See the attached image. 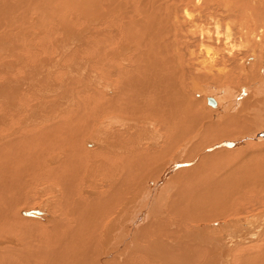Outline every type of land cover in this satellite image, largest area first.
<instances>
[{
  "label": "rangeland",
  "instance_id": "rangeland-1",
  "mask_svg": "<svg viewBox=\"0 0 264 264\" xmlns=\"http://www.w3.org/2000/svg\"><path fill=\"white\" fill-rule=\"evenodd\" d=\"M0 1H1L0 17H2L0 18V158L2 159L1 162L3 163L4 161H7V164H10V168H11L8 171H4L3 176L0 177V192H2L0 193V197L4 196L2 198L3 199L6 198L5 200H7L6 202L8 203V204H4V202H0V206H1L0 209L1 208L4 209V205L6 206L11 205L10 207H14L13 211L15 215L16 213L18 215L17 217L18 219L19 218L21 219L24 218L26 220L30 219L29 221L31 222V223L28 222L29 225L23 224L26 226L27 229L23 228V226L22 228L17 226L18 224H15L13 220L11 222V226L10 225L6 226L3 224L4 223L3 218L0 214V252L4 253V255L0 254V257H3L4 260L6 259L10 260V262L13 264H18L17 262L18 259L16 256L17 254L18 255L25 254L27 250L29 252L28 254H35L32 252H35V250L38 249L39 247H43V249L44 246H46V248L48 247V245H46L45 243L47 239V234H45L46 232L43 233V231L45 230V225H47L50 219H52L51 218L52 208L54 207V204L56 202L59 204H62V202H64V205H67V202L64 199L69 201V198H67L66 194L64 195V197L62 196L64 187L60 186L59 188L62 187L61 190L60 189L56 190L55 187L51 186L52 179L49 177V173H51L54 170V167L55 168L57 167L59 159L64 155V152L60 153V151L56 149L55 144L56 143H58L59 145L68 144L67 140H63L64 139L63 133L68 131L70 132L72 130L71 127L74 125V123H71L72 118L74 120H77L78 123L77 127L80 128L83 127L82 130L83 133L85 134L83 135L82 139L78 140V141H82L83 144L81 145L82 148L81 151L83 153V156H85V160H84L85 162H83L84 164L81 163L79 165L77 171V176L81 178L80 182H82L80 183V187H82L81 190H79L80 195H82L86 191L83 197L86 196L89 197L92 194L93 197L96 196L94 194L103 193L102 191L107 192L109 190L108 187L110 186V183L109 180L104 179L105 178L104 174H106L107 171L108 173L114 172L113 164H115V162H118L119 158L123 156L114 149L117 146L123 145V147L126 148V152L130 150L126 154L127 156L129 155L128 158L131 160L129 161L128 167H125L127 171L123 169L124 172L121 173V171H117L116 168L115 173L120 172L122 177L125 176L128 177L129 182H127L126 184L127 186L125 185L126 186L125 206L127 207V214L132 215L134 212L138 210L139 213H137V215L142 213L143 216L141 219L143 220L142 225L140 228H138L140 231L138 230V232H136V235L134 236V234L131 232L132 230H134L135 228L134 227L130 232L128 231L127 233L129 238L127 240V243L132 240V244L130 243V250H128L129 244L128 246H126L128 253H130L129 255H132L131 258H133V251H135L134 250L135 248L137 249L139 248L140 250L141 248H143L142 250L145 251L146 248L149 247V246L146 247V244L139 239V237L141 238L140 235L141 228L146 227V225L148 224L149 225L151 224L150 226H152L150 227L148 225V229L150 228V230L154 229L153 231L166 232V230L170 229L171 231H173V233L178 228V224H179L180 228L179 231L177 232L176 238L181 239L180 247L188 246L187 248H190L192 244H194L192 240H194V236H195L196 243L198 242V244H194V245H199L202 246L203 248H207L210 252L209 256L212 258V261L215 262L214 264H234L235 259L233 255L236 254L239 249L242 250L246 248L245 254H250V255L251 254L254 255L260 252V249H262V245H263V240L261 239L264 238L263 237L264 226H261L264 223V188H259L258 191L255 192V194L254 192L249 194V198H246L245 196L239 197V200L238 202H235L236 203L235 205L232 202H230L233 205L232 207L233 208L235 207L238 210L233 211L231 209H227L229 212L226 211L225 213L226 215L221 214V216L223 215L225 216L224 218L218 215V217L213 220L198 223V222L186 221L183 219V217L186 216L185 218H187L188 215H191L187 211H189L188 209H190L192 206L196 207L197 205L200 204H206V203H202V201H199L200 198L198 196L203 195V193L205 194L209 190L213 191L214 188L211 189L212 183L214 182V184H216L215 182L219 181L218 178L222 179V177L226 175L225 173L229 172L227 175H232L234 177L237 176L238 171L245 172L246 174L252 171L254 175H256V177L262 175L263 173L264 167H262V164H264V137L262 136L263 137L262 138L261 135L260 137L257 138H251V137L256 136L257 133L262 134L261 132L264 131V84L261 81H260L261 83L259 84L257 83L259 82V80L262 79L264 80V76L260 74L261 76L259 77L257 75L256 78L254 79L255 84L257 86L254 84V80H252V82L249 83L251 85L248 86V88L251 89L249 90L247 88L248 81L244 79L246 77L243 75L245 73H243L244 71L241 70L242 65L244 64L243 60H245V56L240 55V58L239 56L237 57L238 48L241 47L240 42L236 41L233 43L231 41L230 42L227 41V43L225 44L222 38L224 32H226L227 24L231 25L233 23L239 22L238 20L245 21L243 18H245L248 23H252L251 20L260 18V15L264 17V0H220L222 1V3H224L225 6L228 7L229 13L227 15V18H223L221 20H219V18H216L215 19L216 21L214 20V22L212 20L214 19L212 18L213 17L212 14L215 15L216 13H211L210 11H212V9L209 10L204 9L205 2H207L205 0H200V1L196 0L195 2L196 6L195 4H193L194 0H191L192 4L190 3L188 4L187 0H181V1L174 0L175 2L174 1L172 2V5L174 6L180 5L184 7L190 5L186 12L187 17L181 11L178 13L179 15L182 13V16L180 15V20L182 19L180 22H182L184 28H181V33L184 36L192 37L191 40L192 42L190 41L189 38L182 37V43L180 46L183 49L185 48L183 51H190V50L193 51V56L191 61L194 62V65L195 62H197L196 65L198 64L202 65L203 64L202 62L206 61L208 58V60L204 63V65L210 66L213 63L216 66V67L214 66L215 68L214 67L212 68L215 70V71L212 70L214 74L215 72L220 70L219 71L220 73H222L223 71L224 74H226L227 76L225 75L219 78L216 77V75L214 74L213 76H211L210 74L211 72L210 71L208 72L209 67L205 68V70L202 69L201 67H197L198 69L196 68L194 71H192L191 77H189L187 80L188 82L190 80H195L196 75L200 76L201 79L207 77L206 75H208V78H205V80L207 79L206 81L204 80L201 81L200 79L198 82L197 81L189 82V83L192 82L197 83L195 88L199 86V88L204 90L203 92L197 89H195L194 91V99L195 100L199 99V101L202 102L201 106L196 108V110L199 111L200 107L204 109L203 111L200 110L202 113L201 115L202 117L200 119L201 122L193 121L192 123L191 121H188L184 123L182 126L181 124L176 123V126L178 127H177V131L174 132L175 136L172 135L169 137H165L166 130L164 134H161V131H159L160 133H155V131H157V129L159 128H157V125L154 124L153 122L154 120L151 118L141 119L140 117L138 120V117L141 116L139 115V113L132 114L131 112H128V114L130 113L129 115L130 117H129L128 114L120 113L117 111H116L117 115L120 113L119 114L120 116H116L114 112L107 109L114 107H115L114 109H118L120 107L124 108L125 102L128 101H129V107H131L133 101L137 102L135 101L137 100L136 97L137 93L134 91V88L132 87L134 85L133 84L131 85L132 87V91H131L130 89L131 87H129L128 90V88H125V84H122L123 81H119L120 80L119 73H121L122 66L125 67L124 63L122 64L123 59L118 58L117 60L115 58V55L113 58L114 60L112 59V52L115 49V45L112 44V41L113 42L120 41L121 43H124L125 40L121 39L122 36L126 35L124 31L122 33L124 35L122 36L113 34L115 36L114 37L112 36L111 38H115V40L108 39L107 37H105L107 43L106 41L101 42L100 40L95 39L96 38L95 35L92 37L94 39H91V37H89L87 34L82 35L85 32V30L88 31L89 33L94 34V32H91V29L97 27L85 23L81 28L82 31L72 29L73 27H71L69 28L70 31L65 30L64 33H59L60 35L56 34L54 36L53 35L48 36L47 34L45 35L42 34V35H38L37 38L34 39L35 38L34 31L39 30V31H45L47 33L48 32L47 30H49L50 28L52 27L55 28L54 24L52 23V20H55V23L57 22V20L61 22V18L55 15L54 11L50 9L56 3L52 2V4H50L49 2H47V6H49V9L47 8V10H49V12L52 13L49 14L47 19L43 18L41 20L43 21L41 25H37V28L34 30L31 29L32 26L30 25L27 27L23 25V21H27L25 18L28 16V13H26V9H23L22 11L20 9L13 8L14 4L16 3L14 0H6V3H10L11 6L13 5L12 7H10V4H7L6 6V3L2 5V3L5 2V0H0ZM171 1L172 0L150 1V3H154L156 6H160V7L165 6L164 10H160V13H158L156 19L154 20L153 25L150 26L151 29L154 30V28H156L155 26L158 25V24L156 25L158 21L159 24L162 22L160 26L161 25L166 26L167 24L166 22L170 21L166 26V30H168L169 28L171 29L173 28L171 19L168 20V17L166 16V6L167 7L170 6ZM202 2L203 4L201 5ZM214 2H216V0H208L207 4L208 5L213 4ZM201 6H203L204 8ZM195 7H198L200 10L203 11L205 10L204 13L207 12L205 14H209V13L211 14L203 15L204 13L202 12L201 14L200 13L201 11L198 12L199 9ZM221 9H222V4H221ZM155 11L156 10H153V6H149L148 8L149 13ZM2 12L6 15L4 16ZM188 15L189 16L192 15V17H190L192 19H190ZM234 15H237L238 17H234ZM201 16H203L204 19ZM16 17L18 18L17 20ZM164 17L166 19H164ZM184 18L188 19V21H186V19L184 20ZM209 19L211 21H209ZM189 20H192V22L195 21L192 23L194 26L192 24H189L191 23V21ZM163 22H165V24ZM215 22L217 25L215 24ZM8 24H10L11 26L19 24L20 27L16 26L18 28L16 35L21 33V37H23L22 35L25 34L28 35V37L30 38L18 39L20 36L19 35L16 36L14 32L12 33V31L15 30L9 29ZM190 25H192L193 28L192 27L190 28ZM215 25L218 28V30L216 29ZM69 26L70 25L64 27L62 23V26L60 27V31L62 32L63 29ZM160 26H157L158 28L154 30L157 32H154V34H152L153 30H149V28L147 29L146 32L147 35L143 32V30H137V28L134 27L130 28L128 32L131 31L132 34H134L135 33L134 31H136V33L134 34L136 35L138 34V31L139 33L142 31L143 34L142 32L140 33V38L141 39L143 38L142 39L144 41L143 43H145L144 45L142 43V46L144 48H150L151 46L157 48L159 44L163 46L165 42L167 43V41H165L167 35L164 34V30L162 31V28L164 29L165 26H162L161 29ZM194 27L196 28V30ZM198 27L200 28L203 27V29L201 28V30H197ZM205 28L208 30V32H206L207 30ZM210 30L212 32H209ZM8 31L11 34L9 36H15L16 38L9 37L8 35H6L9 34ZM150 32L152 33L150 34ZM158 34L163 36L160 35L158 36ZM215 34L220 37H217ZM194 35H196L197 37H193ZM136 36L139 37V34ZM149 37L152 38L150 39ZM162 38H163V42L160 41L162 40ZM202 38L204 41L202 40ZM208 38H210L209 41ZM193 39L195 42L193 41ZM154 40H156L157 42H155ZM150 41L152 42L150 43ZM186 41H189L190 44L189 42ZM212 42L216 43L213 44L215 45L213 46V48L211 46ZM184 43L186 44V47ZM200 43L203 46H201ZM239 44L240 46L238 47ZM230 45L232 48L230 47ZM233 45L234 47L236 45L235 48L236 50L233 49ZM121 47L122 46L119 45L117 47L116 52H119ZM195 47H198L197 48L198 50H196ZM241 48L245 49L243 48V46ZM241 48L239 50L242 51ZM219 49L221 50L223 49V50L221 51ZM100 50H102V58L106 55L105 56L106 59L103 58V64L107 63L104 64L106 65L105 69L107 70V71L104 70L105 73H103L104 72L103 70L99 71L97 68L94 67V62L96 59L95 54L100 52ZM206 50L208 51L207 54H206L207 52ZM230 50H232V52ZM202 53L205 55H203ZM224 54H226V56ZM230 54H232V57ZM248 55H246V57ZM108 56L110 59H108ZM211 58L217 59L218 64H215L213 61H210ZM219 60H220V64H219ZM248 61H249L248 63H251L252 56H249ZM229 63L232 65L230 66ZM116 64L118 66H116ZM220 65L222 66V68L220 67ZM254 72L255 71L250 72L248 70V77H253V75L256 73ZM250 73H254V74H250ZM242 76L243 78H241ZM225 77H227V79ZM118 87L119 88L121 87V89L119 90ZM255 88L257 89L256 92L252 91ZM114 89L116 91H114ZM198 91L200 93H195ZM228 91L229 93H231L230 95H227ZM96 92L98 93L97 96L95 95ZM258 92L259 94H257ZM115 93L117 94V96L114 97ZM248 95L249 98L250 97L252 98L250 99V101H251V105L253 106L252 108L253 110H251L250 108L249 110L247 107L246 109L239 110V108H237L238 106L237 103L239 101L240 102L243 101L244 98L247 97ZM113 98L115 101L113 100ZM209 98L215 101L217 105L215 108H212L207 105V101ZM111 99L113 100V102L111 101V103H109L110 102L109 100ZM217 100L221 102L223 111L226 108H230L229 111L231 114H233L234 116L236 115L235 117H240L238 119V121H240L239 123H236L237 122L236 121L226 126L227 130L224 129L226 134L230 135L229 138L227 135H224L223 132L220 134V131H222V130L219 131L220 128L219 129L217 128V130H215V132L213 131V133L212 132L210 133V131L206 130L209 121L211 122L219 121L218 116L220 115L217 114L219 112V109L217 108L219 104L217 103ZM54 111L56 113H54ZM52 112H53L52 118H54L55 116L56 117L54 121L50 122V120H48V116ZM124 114L126 115V117ZM133 115H136L137 117ZM76 116H79L80 118ZM62 118H64L66 121L64 120V122L62 121V123L58 124L59 120ZM131 118L133 120L137 119L139 122H134L132 121ZM243 119L246 121L242 122ZM68 120H70V122H68ZM141 120H144L143 123H147V122L150 123L152 125L151 129L149 128L146 129L147 126H144V124L140 122ZM117 121H119L120 123ZM66 123H71V124H69L70 126L68 125L67 128L65 129L63 127H65ZM121 123H123L124 125ZM121 127L122 130L120 131ZM125 129H126V133L124 132ZM184 131L186 133H184ZM206 131H208V134ZM111 132H113V136H114L113 139L111 136L112 135ZM42 135H44V137L47 140L44 139V141H39V142L37 141L39 146L37 147L34 146L33 142L36 140H42L43 138L39 139ZM156 135L158 136L161 135V138L159 137H157L158 139L155 138ZM48 136L49 137L51 136L52 139L47 138ZM216 136L218 137L226 136L225 138L226 139L228 138L229 140L228 142L227 140H225L226 142L223 141L222 143H219L217 145L215 144L211 145L203 152H199L200 148L203 147L204 144H206L211 140H214L215 138H218ZM170 137H172V140ZM184 138H188V139H184ZM73 139L76 140L77 138H73ZM9 140L10 142L11 141L12 142L11 143L8 142ZM86 140L88 141L89 145L93 144V146H86V142H87ZM120 140L123 141L126 140L128 144H126L125 146L124 143H122L123 141ZM117 141H119V144L117 143ZM108 142H110L111 145L115 146V148L112 150H108L110 149V148L108 149L106 148V143ZM165 143L170 144L171 149L169 148V145L167 148V145H165ZM1 146H3L4 148L2 149ZM164 148H167L166 150L170 149L171 152L170 151L166 152V150L164 152L163 150ZM16 149H18V151ZM86 149L87 151H94V150L100 151V153H102L100 154L102 157L101 156L98 157L97 155L95 156V154L90 155L92 157H90L89 162H87L86 159L88 158H86V153L84 154V151H86ZM162 150L165 156L161 153ZM37 151H40V153H37ZM150 153H152V155ZM155 153H157L156 154L157 157H153L155 158L153 159L152 156L155 155ZM158 153L160 157L158 156ZM200 154H202V156ZM127 156L125 158H127ZM142 156L146 159L142 158ZM201 159L203 160L201 161ZM38 161L40 164H38ZM48 161H50V163ZM106 162L111 163L112 168L110 165H108L110 166L109 167L110 169L106 168L107 167ZM35 168H39V169H35ZM32 169L33 170L35 169L36 174ZM79 173H81V175ZM126 173L128 175H126ZM82 174L84 175V177L82 176ZM85 174L87 175V177ZM209 176L212 177V179ZM4 180H6L7 182L6 183L3 182ZM205 180L210 182L213 181L210 183L211 185L209 184L210 187L208 186H205L206 188L204 187L205 184L203 185L202 181L203 183H205L206 182ZM114 182H116V179L114 180ZM3 184L6 186H4ZM80 187H76V189H79ZM263 187H264V183H263ZM3 188H7V190L3 191L2 190ZM70 188L72 189L73 187L70 186ZM106 188L108 190H105ZM73 190H75V188H73ZM241 198L242 200H240ZM194 199H196L197 201ZM12 201L14 202V204L12 203ZM198 201L201 203H199ZM146 202H148V204H146ZM228 206L229 205H227V208ZM210 207H213V204L208 205L206 207L208 210H204V211L209 212ZM29 211L41 212L42 215H38V217L40 216L39 221H37V219L33 217H25L23 215L24 212L26 213ZM208 214H210V212ZM113 215L115 214L109 216L110 218L109 221L106 220L103 221L106 223L105 226H107L110 222L116 219L117 215L115 216ZM193 215H197V214H193ZM43 216L45 217L47 216L46 218L50 217V219L48 218L47 220L48 222L40 220ZM247 225L251 226V229L249 230L252 236L246 235L247 238L245 239V241L243 240L242 242L240 241L241 243H238L237 240L233 237V235L230 234H233L234 232L233 229L235 228L237 229L240 227L244 229V227H246ZM106 236L107 235L104 236L102 242L104 241V239H106ZM149 236L151 235L149 234ZM210 236H212L214 239L208 238ZM109 237L110 236L108 235V238ZM197 238L202 240L198 241ZM109 239H111V237ZM209 239L212 242L206 243L205 245V242L206 241L208 242ZM139 240L142 243H140ZM145 240L151 241L152 239L147 238ZM166 240L172 241L170 238ZM163 241H165V239ZM256 242L259 243L260 246ZM187 243L189 244L187 245ZM210 243H214V244L216 243L217 245L215 244L216 246L215 245L212 246L209 245ZM141 244H143L142 247L140 246ZM169 244L170 243H168L167 245ZM253 244L255 246H253ZM27 245H31V246H27ZM154 250L148 249L146 252L148 253L155 252V254L160 252L158 254L159 256L158 255L153 256V254H151L155 258L156 257L160 258L163 255L162 252L159 251L160 248L156 247V250L155 251ZM5 252L9 253L10 255H8ZM104 260L107 261L106 259ZM175 261L176 262L181 261L180 257L175 258ZM150 264H155V263L150 262Z\"/></svg>",
  "mask_w": 264,
  "mask_h": 264
},
{
  "label": "bare ground",
  "instance_id": "bare-ground-1",
  "mask_svg": "<svg viewBox=\"0 0 264 264\" xmlns=\"http://www.w3.org/2000/svg\"><path fill=\"white\" fill-rule=\"evenodd\" d=\"M14 1L16 3L14 4V6L12 5L13 8L20 9L22 11H23V9H26V13H28V16L25 18L27 21H23V25L26 27L30 25V26H32L31 29H34V30L37 28V25H41V23L43 22L41 20L43 18L47 19L49 14L52 13V12H49V10H47V8L49 9V6H47V2H49L50 4H52V2L56 3L50 9H52V11H54L55 15H57L58 17L61 18V22H59V20H57V22L55 23V20H52V23L54 24L55 28H53V27L50 28L49 30H47L48 31L47 33L45 31H39V30L34 31V34H35L34 39H36L38 35H42V34L43 35L47 34L48 36H52V35L54 36L56 34L60 35L59 33H64L65 30L70 31L69 28H71V27H73L72 29L82 31L81 28L83 27V25L85 23H88V24H91V25L97 26V27H95L94 29H91V32H94V34L89 33L88 31L85 30V32L82 35L87 34L89 37H91V39H94L92 37L95 35V37H96L95 39H98L101 42L106 41L105 37H107L108 39H114L115 40V38H111V37L112 36L114 37L115 35L122 36V35H124V34H122L123 31L125 32L126 35L121 37V39L125 40L124 43H121L120 41L119 42L118 41H114V42L112 41V44L115 45V49L112 52V59L114 58V55H115V58L117 60H118V58L123 59L122 64L124 63L125 67L122 66L121 73H119V76H120L119 81H123L124 83L122 82V84H125V88H128V90L132 84L134 85L132 87L134 88V91L137 93V95H136L137 100H135L137 102L133 101L131 107H129V101H128V102H125L124 108H122V107H120L118 109H114L115 107L114 108H107L110 111L114 112V114H116V116H120L119 115L120 113L128 114V112H131L132 114H138L139 113V115H141L138 117V120L140 117H141V119L142 118H144V119L145 118L146 119L151 118L154 120L153 122H154V124L157 125V128H159V129H157V131H155V133H160L159 131H161V134H164L165 130H166L165 137H169L172 135L175 136L174 132L177 131V127H178V126H176V123H179L182 126L184 123H186L188 121H191L192 123H193V121H197V122L200 121V119L202 117L201 116L202 113L200 110L203 111L204 109L202 107H200V110L198 109L199 111L196 110V108L201 106L202 102H200L199 99L198 100L194 99V91H195V89L200 90L202 92L204 90L199 88V86L195 88L197 83H194V82L195 81L198 82L201 79V77L198 75H196V77L193 76V77H195V80H190V81H194L192 83H189L190 81L188 82L187 80L189 77H191L192 71H194L197 67H201L204 70H205V68L209 67L208 72L210 71L211 76H213L214 73L212 72V70H214V69H212V68L215 65L213 63H212L213 65L211 64L210 66L204 65V63L208 60V58L206 61L202 62L203 63L202 65L201 64L196 65L197 62H195V65H194V62L191 61L192 56H193V51H191V50L190 51H183L185 48L183 49L180 46L182 43V37L189 38L190 41L192 40L191 36H184L181 33V28H184V27H183L182 22H180L182 20V19L180 20V15L182 16V13H184V15L187 17L186 12H187L188 7L190 5L184 6V7L180 6V5L174 6V5H172V2L174 0H172L171 5L168 7L166 6V16L168 17V20L171 19L173 28L172 29L169 28L168 30H166V26L168 25V23L170 21L166 22L167 23L166 26L165 25L160 26V24L162 22L159 24L158 23L159 21L156 23V25L158 24L157 26H160V29L162 26H165L164 29L162 28V31L164 30V34L167 35L166 40H165V41H167V43L165 42L163 46L159 44V46L157 48L152 47V46L150 48H144L142 46V43L144 42L142 40L143 38L142 39L140 38V33L142 31L140 33L138 31V34H139V37H138V36H136L138 34L134 35L136 33V31H134L135 33L132 34V32L131 31L128 32V30L130 28L134 27V28H137V30H143V32L145 34H146L148 28H149V30H153L150 28V26L153 25L154 20L156 19L158 13H160V10H164L165 6L164 7L156 6L154 3H150L151 0H146V2H145V0H14ZM177 1H179V0H177ZM198 1H200V0H198ZM205 1L208 2V0H205ZM187 2H188V4L189 3L192 4L191 0H187ZM195 2H196V0L193 1V4H195ZM207 2H205V8L203 6H201V7H203L204 9H207V10L212 9L213 12L212 11H210V12L216 13L215 15L212 14L213 17L209 16V17L214 18V19L211 18L213 20V22L216 18H219V20H221L223 18H227V15L229 13L228 7L225 6L224 3H222V1L216 0V2H214L213 4H209V5L207 4ZM209 2H211V1H209ZM5 3H6V0L4 3H2V5ZM12 3H14V2H12ZM7 4H10V3H6V6H7ZM183 4H185V3H183ZM202 4H203V2L201 3V5ZM221 4H222V9H221ZM12 6L10 4V7H12ZM149 6H153V10H156V11L149 13L148 12ZM195 6H196V4H195ZM145 8H147V9H145ZM195 8H198V7H195ZM8 10H9V8H8ZM180 11L182 13L179 15L178 13ZM204 11L199 9L198 12H200L202 14V12L204 13ZM193 12H194V9H193ZM205 13H207V12H205ZM205 13L203 15L211 14V13H209V14H205ZM2 14L4 16L6 15L3 12H2ZM198 16H200V15H198ZM188 17L190 18V17H192V15H190V16L188 15ZM201 17L203 18V16H201ZM204 17H206V16H204ZM234 17H238V16L234 15ZM0 18H2V17H0ZM17 19L18 18L16 17V20ZM164 19H166V18L164 17ZM185 19L186 18H184V20ZM190 19H192V18H190ZM206 19H208V18H206ZM243 19L245 21L238 20L239 22L233 23L231 25L227 24L226 25L227 29H226V32H224L222 40L225 42V44L227 43V41L228 42L231 41L233 43L238 41V42H240L241 47L243 46V48H245V49H242L240 47L242 49V51H241V50H239L240 48H238L240 46V44L238 45L237 57L239 56V58H240V55L245 56V60H243L244 64L243 65L241 64L242 65L241 70H243L244 71L243 73H245L243 75L246 77L244 79H246L248 81V85H247V88H248V86L251 85L249 83L252 82V80H254L257 75L259 77L261 75L264 76V17H262L260 15V18H258V19L257 18L252 19V20L250 19L252 21V23H248L245 18H243ZM186 21H188V19H186ZM189 21H191V23H189V24H192L193 22H195V21L192 22V20H189ZM209 21H211V20L209 19ZM19 23H20V21H19ZM62 23H63L64 27H66L68 25H70V26L63 29L61 32L60 27L62 26ZM163 23L165 24V22H163ZM215 24H216V22H215ZM192 25H190V28L191 27L193 28L194 25L193 26ZM216 25H215V27H216ZM16 26L20 27L19 24L14 25V26H11L10 24H8L9 29L15 30V31H12V33L14 32L15 35H16L17 30H18V28ZM157 26H155L156 28H154V30H156L158 28ZM85 27H87V26H85ZM199 28L200 27H198L197 30H201V28L203 29V27H201L200 29ZM24 29H25V27H24ZM216 29L218 30L217 27H216ZM154 30H153V33L150 32V34L151 33L154 34V32H157ZM195 30H196V28H195ZM31 31H33V30H31ZM143 32H142V34H143ZM188 32H189V30H188ZM206 32H208V30ZM209 32H212V31L210 30ZM30 33H32V32H30ZM113 34H115V35H113ZM188 34H186V35H188ZM196 34H198V33H196ZM6 35L9 36L11 34L9 32V34H6ZM17 35L20 36L18 39L30 38V37H28V35H25V34H23L22 35L23 37H21V33H19ZM159 35L160 34H158V36ZM192 35H193V33H192ZM8 36H7V38H8ZM148 36H150V35H148ZM158 36H156V37H158ZM160 36H163V35H160ZM209 36H207V37H209ZM9 37H15V36H9ZM117 37H119V36H117ZM143 37H145V36H143ZM193 37H197V36L194 35ZM212 37H210V38H212ZM217 37H220V36H217ZM31 38H32V36H31ZM149 38L151 39L152 37H149ZM163 38H162V40H160V39L159 40L163 42ZM210 38H208V41ZM116 40H117V38H116ZM202 40H203V38H202ZM89 41H91V40H89ZM154 41L157 42L158 39H157V41L156 40H154ZM193 41H194V39H193ZM218 41H219V39H218ZM151 42L152 41H150V43ZM186 42H189V41H186ZM106 43H107V41H106ZM144 44L145 43H143V45ZM189 44H190V42H189ZM211 44H212L211 46L213 48V46H215L213 44H216V43L212 42ZM119 45L122 47L119 50V52H116L117 47ZM228 45H229V43H228ZM201 46H203V45L201 44ZM146 47H147V44H146ZM185 47H186V44H185ZM230 47H231V45H230ZM195 48H196V50H198L197 49L198 47H195ZM235 48H236V45H235V47L233 45V49H235ZM111 49H113V48H111ZM225 49H227V48H225ZM211 50H213V49H211ZM219 50H221V49H219ZM199 51H197V52H199ZM214 51H212V52H214ZM230 51L232 52V50H230ZM207 53H208V51L206 52V54ZM210 53H211V51H210ZM235 53H236V51H235ZM228 54H229V52H228ZM203 55H205V54H203ZM213 55H215V54H213ZM224 55L226 56V54H224ZM230 55L232 57V54H230ZM235 55H234V57H235ZM246 55H248V56L246 57ZM105 56L103 58H105ZM208 56H209V54H208ZM249 56H252L251 63H248L249 62L248 61ZM237 57H236V59H237ZM95 58L96 59L94 62V67L97 68L99 71H102V70L107 71L105 69L106 65H104L107 63L103 64L102 50H100V52L95 54ZM213 58H214V56H213ZM213 58H211L210 61H213L215 64H218V60L213 59ZM239 58H238V60H239ZM108 59H110L109 56H108ZM116 59H115V61H116ZM207 64H208V62H207ZM219 64H220V60H219ZM245 64H248V65H245ZM231 65L232 64H230V66ZM116 66H118V65L116 64ZM220 67L222 68L221 65H220ZM248 70L250 72L251 71L256 72V73L254 72L255 74L250 73V74H254L253 77H248ZM105 71L103 73H105ZM219 71L215 72L214 75H216V77L219 78V77H223L226 75V74H224L223 71H222V73H220ZM235 72H237V71H235ZM206 76L207 77H205V78H208V75H206ZM205 78L201 79V81H203V80L206 81L207 79L205 80ZM225 78L227 79V77H225ZM241 78H243V76ZM260 81L263 82V84H264L263 79L259 80V82H257V83L258 84L261 83ZM254 84H255V80H254ZM132 87L130 88L131 91H132ZM118 89L120 90L121 87L120 88L118 87ZM249 90H251V89H249ZM256 90L257 89L255 88L252 91L256 92ZM114 91H116V90L114 89ZM195 93H200V92L198 91ZM97 94L98 93L96 92L95 95L97 96ZM230 94L231 93H229V91H228L227 95H230ZM250 94H251V91H250ZM257 94H259V92ZM252 95H254V94H252ZM101 96H98V97H101ZM115 96H117L116 93L114 94V97ZM131 97H132V95H131ZM250 99H252V98L251 97L249 98V95H248L247 97L244 98L243 101L240 102L238 100L239 102L237 103L238 104L237 108H239V110H243V109H246V107H247L248 109L250 108L251 110H253L252 109L253 106L251 105ZM113 100H114V98H113ZM113 100L112 99L109 100L110 101L109 103H111V101L113 102ZM96 102H98V101H96ZM106 103H107V101H106ZM217 103L219 104L217 107L219 109V112L217 114L220 115V116H218L219 121L218 122L209 121L208 126L206 127V130L210 131V133L211 132L213 133V131L215 132V130H217V128L218 129L220 128L219 131L222 130V131H220V134L223 132L224 135H227L226 132L224 131V129L227 128L226 126H228L229 124H232L236 121H237L236 123H239L240 121H238V119L240 117H235L236 115L234 116L233 114H231L229 111L230 108H226L225 109L226 112H225V110L223 111V107H222L221 102L219 100H217ZM230 104H232V103H230ZM220 105H221V107H220ZM255 105H257V104H255ZM116 111L120 112V113L117 115ZM54 113H56V112L54 111ZM52 114H53V112L48 116V120H50V122L54 121L55 117H56L55 116L56 114H55L54 115L55 117L52 118ZM129 115H130V113L128 114V116ZM59 116H60V114H59ZM59 116H57V117H59ZM133 116H136V115H133ZM76 117H79V116H76ZM125 117H126V115H125ZM64 120H65L64 118L60 119L58 124L62 123V121L64 122ZM71 120H72L71 123H74V125L71 127L72 130L70 132L69 131L65 132L66 134L63 133V135H64L63 140H67L68 144H62V145H59L58 143L55 144L56 149L59 150L60 153L64 152V155L59 159L57 167L56 168L54 167V170L51 173H49V177L52 179L51 180V183H52L51 186L55 187L56 190H59V189L61 190V188L64 187L63 193L61 192L62 196L64 197V195L66 194L67 198H69V201L64 199L67 202V205H64V202H62V204H59L57 202L54 204V207L52 208V217H51L52 219H50V217H48L50 219L49 222L47 221L48 220V218H46L47 216L46 217L43 216L40 219L42 221L48 222V224L45 225V230L43 231V233L46 232L45 234H47V239H46L45 243H46V245H48L49 248L47 247L48 248L47 249L46 246H44V249H43V247H39V248L36 247L38 249L35 248L36 249V250L34 249L35 252L30 251V252L35 253V254H28L29 253L28 250L26 251L25 254H22V255L17 254L16 256L18 259L17 260L18 264H150V262H153L155 264H188V263L189 264H214L215 262H213L212 258L209 256L210 252L207 248H203L202 246H199V245H194V244H198V242L196 243V237L195 236H194V240H192L194 244H192V246L190 248H187L188 246L180 247L181 239L176 238L177 232L179 231V228H180L179 224H178V228L174 231V233L170 229H168L169 231L166 230V232L153 231L154 229L150 230V228L148 229L149 224L146 225V227L141 228V234L140 235H141L142 239L140 237H139V239L146 244V247L147 246H149V247H147L145 251L142 250L143 248H141V250L139 248L138 249L135 248L134 249L135 251H133V258H131L132 255H129L130 253H128V250H130V243L132 244V240L127 243V240L129 239L127 233H128V231L130 232L132 230V228L135 227L134 230H132L131 232L134 234V236L136 235V232H138V230H139L138 228H140L142 225L143 220H141V219L143 216H142V213L137 215V213H139L138 210L136 212H134L132 215H130V214L128 215L127 214V207L125 206V195H126L125 187L127 186L126 184L129 181H128V177L127 176L122 177L121 173L124 172V170L127 171V169H125V167H128L129 161H131L128 158L129 155L128 156L126 155L127 152H129L130 150L126 152V148L123 147V145L117 146L115 148V146L111 145L110 142L106 143V148L107 149L110 148L108 150H112L115 148L114 150L118 151L119 154L123 155L119 158L118 162H115V164H113L114 172L108 173V171H107L106 174H104L105 172L103 173L105 175L104 179L109 180V183H110V186L108 187L109 190L106 188L105 190H108L107 192L102 191L103 193L94 194L96 196H93V197H92L93 194L89 197H87V196L83 197V195L85 194L86 191L82 195H80L79 190H81V188H82V187H80V183H82V182H80L81 178L79 176H77V171H78L79 165L81 163L85 162L84 161L85 156H83V153L81 151V149H82L81 145H83V144H82V141H78V140L82 139L83 135H85V134L83 133V130H82L83 127L82 128L77 127L78 126L77 120H74L73 118ZM138 120L132 119V121H134V122H139ZM212 120H214V119H212ZM46 121H47V119H46ZM129 121H131V120H129ZM244 121H246V120L243 119L242 122H244ZM68 122H70V120H68ZM117 122H119V121H117ZM140 122L143 123L144 120H141ZM219 122H222V123H219ZM71 123H66L65 127H63V128L66 129L67 126ZM121 124H123V123H121ZM143 124H144V126H147L146 129H148V128L151 129V127H152V125L148 122L143 123ZM185 126H187V125H185ZM231 127H232V125H231ZM68 128H70V127H68ZM179 128H180V126H179ZM121 130H122V127L120 128V131ZM184 130H185V128H184ZM208 131H206L207 134H208ZM124 132L126 133V129ZM151 132H153V131H151ZM263 132H261V133L263 134ZM106 133H107V131H106ZM111 133H112L111 136L113 139V137H114L113 132H111ZM184 133H186V132L184 131ZM223 134H222V136H223ZM229 134H230V132H229ZM262 134L257 133V135L255 134L256 136H252L251 138H257V137H260V135L262 137ZM187 136H185V137H187ZM227 136L229 138L230 135H227ZM157 137L161 138V135L160 136L156 135L155 138H157ZM216 137H218V136H216ZM225 137L220 136V137L215 138L214 140H211L209 142L206 141L207 143L204 144V146L201 145L203 147L200 148L199 152H203L205 149L209 148V146L214 145V144L217 145L219 143H222L225 140H227V142H228L229 139L228 138L226 139ZM47 138H51V136L50 137L48 136ZM73 138H77V139L74 140ZM170 138L172 140V137H170ZM39 139H42V140L34 141L33 142L34 146H36V147L39 146L37 141L38 142L44 141V139L47 140L44 137V135H42ZM184 139H188V138H184ZM100 140H102V139H100ZM76 141H77V143H76ZM120 141H123V140H120ZM8 142H10V140ZM166 142H168V141H166ZM117 143L119 144V141H117ZM122 143H124L125 146H126V144H128L126 142V140H124ZM165 145H167V148H168V145H169V148L171 147L170 144L165 143ZM86 146H93V144L89 145L88 141H87ZM95 146H97V145H95ZM1 147H2V149L4 148L3 146H1ZM167 148L163 149L164 152ZM2 149H1V151H2ZM170 149L166 150V152L170 151ZM16 150L18 151V149H16ZM163 150L161 152L162 154L164 153ZM37 153H40V151H37ZM85 153H86V158H88V159H86L87 162H89L90 157H92L90 155L95 154V156L97 155L99 157V156H101L100 154H102V153H100V151H97V150L87 151V149H86V151H84V154ZM159 153H158V156L160 157ZM150 154L152 155V153H150ZM156 154L157 153H155V155H153L152 158L157 157ZM202 154H200V155L202 156ZM87 155H89V156H87ZM163 155L165 156V154H163ZM126 156H127V158H125ZM204 157H205V155H204ZM137 158H139V157H137ZM142 158H144V157L142 156ZM144 159H146V158H144ZM153 159H155V158H153ZM202 160L203 159H201V161ZM1 161H2V159L0 158V177L3 176L4 171H8L11 169L10 164H7V161H4V163ZM48 162L50 163V161H48ZM38 164H40L39 161H38ZM106 164H107L106 168L110 169L109 167L111 166V163L106 162ZM108 165H110V166H108ZM38 166H36V167H38ZM82 167H83V165H82ZM262 167H264V164H262ZM99 168H101V167H99ZM111 168H112V166H111ZM116 168H117V171H121V173L120 172L115 173ZM173 168H171V169H173ZM35 169H39V168H35ZM35 169L34 170L32 169V170L36 174ZM45 169H47V168H45ZM58 169H61V170H58ZM93 170H94V168H93ZM33 171H31V172H33ZM81 173H83V172H81ZM81 173H79V174L81 175ZM228 173H225L226 175H224L222 177V179L220 178L221 180L218 178L219 181L215 182L216 184H214V182L211 181V182H213L211 189L214 188V190L213 191L209 190L205 194L203 193V195L198 196L200 198L199 201H202V203H206V204H200V205H197L196 207L192 206L190 209H188L189 211H187L191 215H188L187 218H185L186 216H184L183 217L184 220L189 221V222L200 223V222H204V221L213 220V219L217 218L218 215L221 216V214H225L226 211H228L227 209H231L233 211H236L238 209L235 207L233 208L232 207L233 205L230 202H232L235 205L236 204L235 202H238L239 197L245 196L246 198H249V194H251L253 192L255 194V192H257L259 188H264L263 187L264 170H263L262 175H260L258 177H256V175H254V173L252 171H250V173H248V174H246L245 172H242V171H238L236 177H234L232 175H227ZM123 174H125V173H123ZM126 175H128V174L126 173ZM82 176L84 177L83 174H82ZM86 177H87V175H86ZM89 177H90V175H89ZM114 178L116 179V182H114V180H115ZM210 178L212 179V177H210ZM3 182L6 183L7 181L4 180ZM47 182H50V181H47ZM211 182L206 181L205 183H203V181H202V184L203 185L205 184L204 187L205 186L210 187ZM261 184H262V186H261ZM4 186H6V185H4ZM60 186H62V187L59 188ZM70 186L75 188V190H73V188L71 189ZM76 187H80V188L76 189ZM2 190L6 191L7 188H3ZM0 193H2V192H0ZM192 194H195V193H192ZM5 196H6V194H5ZM2 197H4V196L0 197V202H4V204H8L6 202L7 200H5L6 198L3 199ZM178 197H180V196H178ZM203 198H204V201H203ZM192 199H191V201H192ZM251 199H252V197H251ZM194 200H196V199H194ZM240 200H242V198ZM8 202H9V200H8ZM12 203L14 204L13 201H12ZM129 203H131V202H129ZM199 203H201V202H199ZM146 204H148V202H146ZM210 204H213V207L209 208L210 214H208L209 212H207V211L205 212L204 210H208L206 207ZM227 205H229L228 208H227ZM10 206L11 205H9V206L4 205V209H2V208L0 209V212H1L0 214H1V216L3 218V222H4L3 224L6 226L7 225L11 226V222L13 220V222L15 224H18L17 226H19L21 228L23 226V228H26V226L23 224L29 225L28 222H30L29 221L30 219H27V220L24 218L18 219L17 213L15 215V213L13 211L14 207H10ZM115 208H117V209H115ZM174 210H175V208H174ZM41 212L38 211V213H39L38 215H42ZM24 213H23V215H24ZM172 213H174V212H172ZM192 213L197 214V215H193ZM112 214L117 215L116 219L114 221L110 222L107 226H105L106 223L103 221L104 220L109 221L110 220L109 216ZM38 215H36V216H25L24 215V216L25 217H33V218L37 219V221H39L40 216L38 217ZM115 215H113V216H115ZM136 216H139V217H136ZM221 217L224 218L225 216L223 215ZM15 219H16V221H15ZM32 221H34V220H32ZM42 221H40V222H42ZM152 222H154V221H152ZM236 225H234V226H236ZM261 226H264V223ZM150 227H152V226H150ZM30 228H32V227H30ZM227 229H229V228H227ZM249 229H251L250 225H247L246 227H244V229L241 227L237 228V229L235 228V229H233V231H234L233 234H230V235H233V237L237 240V242L241 243L243 240L245 241V239L247 238L246 235L252 236ZM263 229H264V227H263ZM228 231H230V230H228ZM149 234L151 236H149ZM105 235H107L106 239H104V241L102 242V239L104 238ZM108 235L111 237V239H109L110 237L108 238ZM145 236H148V237H145ZM211 237L212 236H210L208 238L214 239L213 237L212 238ZM147 238L152 239V240L151 241L145 240ZM169 238L172 241L166 240ZM206 238H205V240H206ZM259 238H261V237H259ZM164 239H165V241H163ZM210 239L208 242L207 241L205 242V245H206V243L212 242V241H210ZM197 240L201 241L202 239L197 238ZM261 240H263V245H262V249H260V252L254 254V255H252V254L250 255V254H245L246 248H244L242 250L239 249L238 252L233 255L234 259H235L234 264H264V238H262ZM141 241H140V243H142ZM213 241H215V240H213ZM103 243H105V244H103ZM134 243H135V241H134ZM168 243H170L169 244L170 246L167 245ZM29 244H30V242H29ZM128 244H129V248L127 250L126 246H128ZM149 244H151V245H149ZM188 244L189 243H187V245ZM215 244L210 243L209 245L214 246ZM257 244H259V243H257ZM134 245H136V244H134ZM142 245L143 244H141L140 246L142 247ZM27 246H31V245H27ZM154 246L160 248L159 251H161L163 254L160 258L159 257H156V258L153 257L155 255H158L160 253L159 251H157V252H159L157 254H155V252L154 253L149 252L150 254L148 252H146L148 249H153V250L155 249L156 250V247H154ZM253 246H255V245L253 244ZM259 246H260V244H259ZM144 248H145V246H144ZM257 248H258V246H257ZM250 249H251V247H250ZM5 253H7V252H5ZM0 254L4 255V253H1V252H0ZM7 254L10 255L9 253H7ZM151 254H153V256ZM228 256H229V254H228ZM178 257H180L181 261L176 262L175 258H178ZM104 259H106L107 261H105ZM216 259H218V258H216ZM0 264H13V263H11L10 260H7V259L4 260L3 257H0Z\"/></svg>",
  "mask_w": 264,
  "mask_h": 264
},
{
  "label": "water",
  "instance_id": "water-1",
  "mask_svg": "<svg viewBox=\"0 0 264 264\" xmlns=\"http://www.w3.org/2000/svg\"><path fill=\"white\" fill-rule=\"evenodd\" d=\"M207 105L212 107V108L216 107L215 101L213 99H211V98L208 99ZM262 136L264 137V132H263ZM38 214H39L38 211H31V212L24 213L25 216H36Z\"/></svg>",
  "mask_w": 264,
  "mask_h": 264
}]
</instances>
